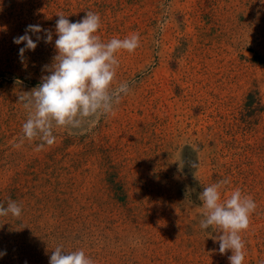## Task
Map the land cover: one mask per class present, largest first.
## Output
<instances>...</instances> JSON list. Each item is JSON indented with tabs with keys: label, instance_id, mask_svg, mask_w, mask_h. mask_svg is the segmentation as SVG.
Wrapping results in <instances>:
<instances>
[{
	"label": "rangeland",
	"instance_id": "374dc122",
	"mask_svg": "<svg viewBox=\"0 0 264 264\" xmlns=\"http://www.w3.org/2000/svg\"><path fill=\"white\" fill-rule=\"evenodd\" d=\"M88 11L102 42L139 34L116 54L113 88L130 91L37 151L18 98L49 74L57 13ZM36 24L53 40L29 33L22 60L13 39ZM223 179L222 200L239 188L257 205L243 264H264V0H0V204L22 209L0 216V264H49L57 246L94 264H229L221 230L200 227V192Z\"/></svg>",
	"mask_w": 264,
	"mask_h": 264
},
{
	"label": "clouds",
	"instance_id": "9594fccd",
	"mask_svg": "<svg viewBox=\"0 0 264 264\" xmlns=\"http://www.w3.org/2000/svg\"><path fill=\"white\" fill-rule=\"evenodd\" d=\"M59 19L55 25L54 46L56 55L51 66L44 68L49 72L43 76L41 83L31 92L21 95L18 101L23 102L28 110V118L22 125L23 137L29 141L39 139L37 151L45 144L55 143L56 129H79L85 124L95 126L101 117L113 113L114 105L121 102L130 91L128 82H121L113 88L119 60L117 53H133L140 46L138 33H132L123 39L112 38L102 42L96 33L101 27L98 13L88 11L77 22H70L63 13H57ZM45 33V43H51V30L43 29L39 24L28 25L25 34L14 37L15 44L24 43L19 49L23 60L26 50L34 51L37 42L29 33ZM194 152L198 148L191 146ZM182 150V149H181ZM180 161L181 168L183 161ZM191 168L197 167L195 161L189 162ZM230 183L223 179L204 186L199 200L202 202L200 227L202 229L218 228L221 234L216 238L221 254L231 251L229 264H243L245 259L244 241L240 235L250 225V216L257 205L251 196L244 195L235 188L222 200L221 189ZM21 207L9 200L7 207L0 204V216L11 215L19 218ZM5 253H0V256ZM49 264H94L83 250L65 252L57 246L50 256Z\"/></svg>",
	"mask_w": 264,
	"mask_h": 264
},
{
	"label": "bare ground",
	"instance_id": "6f19581e",
	"mask_svg": "<svg viewBox=\"0 0 264 264\" xmlns=\"http://www.w3.org/2000/svg\"><path fill=\"white\" fill-rule=\"evenodd\" d=\"M248 55H250V54L248 53Z\"/></svg>",
	"mask_w": 264,
	"mask_h": 264
}]
</instances>
